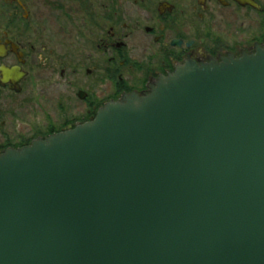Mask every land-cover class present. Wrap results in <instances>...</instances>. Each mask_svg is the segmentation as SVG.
Wrapping results in <instances>:
<instances>
[{
  "label": "water",
  "instance_id": "obj_1",
  "mask_svg": "<svg viewBox=\"0 0 264 264\" xmlns=\"http://www.w3.org/2000/svg\"><path fill=\"white\" fill-rule=\"evenodd\" d=\"M0 264H264V46L0 154Z\"/></svg>",
  "mask_w": 264,
  "mask_h": 264
},
{
  "label": "flooded vegetation",
  "instance_id": "obj_2",
  "mask_svg": "<svg viewBox=\"0 0 264 264\" xmlns=\"http://www.w3.org/2000/svg\"><path fill=\"white\" fill-rule=\"evenodd\" d=\"M250 1L256 8L235 0H0V154L89 122L124 95L142 97L186 62L263 47L264 0ZM40 98L56 116L34 134Z\"/></svg>",
  "mask_w": 264,
  "mask_h": 264
},
{
  "label": "rangeland",
  "instance_id": "obj_3",
  "mask_svg": "<svg viewBox=\"0 0 264 264\" xmlns=\"http://www.w3.org/2000/svg\"><path fill=\"white\" fill-rule=\"evenodd\" d=\"M50 96V95H49ZM41 99V100H40ZM38 100H40V102H38V100H35V103H34V106H33V109H32V123H34V134L37 133L36 130H41L40 128H36L37 125L36 124H39L41 125L44 120H45V117H50V119H55V112L52 110V106L49 104V105H46L44 106L43 103H42V98H40ZM42 127V125H41Z\"/></svg>",
  "mask_w": 264,
  "mask_h": 264
}]
</instances>
